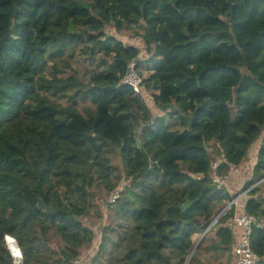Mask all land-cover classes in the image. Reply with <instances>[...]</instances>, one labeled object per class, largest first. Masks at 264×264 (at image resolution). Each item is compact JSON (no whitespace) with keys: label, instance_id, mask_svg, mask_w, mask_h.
<instances>
[{"label":"trees","instance_id":"1","mask_svg":"<svg viewBox=\"0 0 264 264\" xmlns=\"http://www.w3.org/2000/svg\"><path fill=\"white\" fill-rule=\"evenodd\" d=\"M131 62L142 93L123 83ZM253 154L244 212L264 215V0H0V264H15L6 235L23 264L78 258L95 239L83 218L123 178L87 264H227L234 205L189 261L193 237L233 199L214 175ZM250 238L264 264V230Z\"/></svg>","mask_w":264,"mask_h":264},{"label":"rangeland","instance_id":"2","mask_svg":"<svg viewBox=\"0 0 264 264\" xmlns=\"http://www.w3.org/2000/svg\"><path fill=\"white\" fill-rule=\"evenodd\" d=\"M106 31L111 33V34H113V35H115V36H117L119 39H121L126 44H132V45L139 46L141 48V50H142L141 51V56L143 58L147 56V53L145 51L144 46L142 45V41H141L140 37L135 35L134 31H132V30H122L120 32H116L112 27H108L106 29ZM71 64H72L73 71L77 72L78 76L82 80L87 81L88 78L85 76V73H86V70L88 68H91V66L89 65V62L84 59V56L82 55V53H77L76 58L71 60ZM71 73H72V70H69L68 74L70 75ZM143 95H144V98H145L146 103L148 104V106L150 108H152L156 113H158L156 111L157 109H156V106L154 105V101L152 99L151 94L148 91L144 90L143 91ZM89 106H91L89 103H84V104L80 105L79 108L82 109L83 107H89ZM116 163H120V162L117 160ZM245 183H246L245 179L243 178L242 181H241V184H242V186L244 184V186H243L244 190H245V188H244L245 187ZM125 184H126V181L123 178L120 181L118 189L115 190L114 192L110 193V192L107 191V189H103L102 192H99L98 195L96 196L95 204L98 205L100 213H96V210L94 209V210H91V212H90V214L88 216L83 218L84 224L87 225L88 227H90L93 230V232L95 233L94 242L91 243V244L85 245L83 250H82V254L80 255V257L83 258V263L84 264H87V262L89 263V260L92 259L95 256V254L97 253V251L99 249V246H100L103 230L107 226H110L111 224H113V219H112L113 213H112V211L110 209L106 208V202L111 199V197L113 196V194L115 192H119V190H121V187L125 186ZM263 193H264V189L261 190L260 194H263ZM229 203H230V201H227L226 205L219 210L218 214L223 209L228 208L227 206H228ZM202 239L203 238L201 237L200 241H202ZM197 240L198 239H196L194 241L196 246L198 245L197 244L198 243ZM53 241H54L53 245L56 246L57 243L60 242L59 237L58 236H54ZM189 258H191V257H189ZM114 264H117L116 260H115Z\"/></svg>","mask_w":264,"mask_h":264},{"label":"built area","instance_id":"3","mask_svg":"<svg viewBox=\"0 0 264 264\" xmlns=\"http://www.w3.org/2000/svg\"><path fill=\"white\" fill-rule=\"evenodd\" d=\"M123 83L132 86V88L135 90L137 93H142L143 90V79L139 75L136 63L131 62L128 65V70L123 78ZM216 167V165H214ZM228 176L224 179L216 177L214 175V181L217 182L220 186L225 185L226 180ZM260 182L256 183L255 185L251 186L249 189H247V192L254 188L257 184ZM120 196L119 192H115L111 199L107 202H114L116 199H118ZM237 204V198H233V200L228 204V208L223 209L218 215L215 216V218L211 221V223L208 225L206 228V233L211 232L212 230L215 229L216 225L218 224V220L220 217H223L224 214L231 209L232 205ZM232 222L235 223L236 225L240 226L243 228V233L240 236L239 242L237 245L234 246L233 252H232V259L229 264H258L260 261V256L252 249L251 246V232L253 229H260L264 230V215L259 214V215H254V214H247L244 211H241L239 214H235L232 218ZM204 231V232H205ZM203 232V233H204ZM5 242L8 247H11V243L15 244L19 250L20 257H16L15 253L13 254L14 250H11V253L14 257V263L15 264H23V254L22 250L18 246V243L16 239L11 236V235H6L5 236ZM68 264H84L83 263V258L80 256L78 258H75Z\"/></svg>","mask_w":264,"mask_h":264},{"label":"crops","instance_id":"4","mask_svg":"<svg viewBox=\"0 0 264 264\" xmlns=\"http://www.w3.org/2000/svg\"><path fill=\"white\" fill-rule=\"evenodd\" d=\"M255 159H256V155L253 154V157H251V159H249V162H245L243 165L238 166L236 170L232 171L229 174V176L226 180V184H225L226 187L229 189V191L233 195V198H237V204L235 205L234 215L239 214V213H241V211L245 210V202L250 197L249 191L247 192V189H245V190L243 189L244 184L242 186L241 181L243 178L245 179V182H247L249 180V178H250L249 175L251 173L252 166L255 163ZM250 160H251V163H250ZM230 222L232 224L234 233L237 237L236 240L239 241V238L243 233V228L236 225L231 220H230ZM201 237H202V234H195L193 237V240L195 241L196 239H198L197 244L199 245L201 243V241H200ZM230 258L232 259V257H229V261L231 262ZM225 259H226V257H225ZM229 261L227 262V264L229 263Z\"/></svg>","mask_w":264,"mask_h":264},{"label":"water","instance_id":"5","mask_svg":"<svg viewBox=\"0 0 264 264\" xmlns=\"http://www.w3.org/2000/svg\"><path fill=\"white\" fill-rule=\"evenodd\" d=\"M202 35H204V33H201L199 36H202ZM135 136H136V139H137V142H138L139 146H141V142H140V140H139V133L136 132ZM195 201H196V200L192 201L191 203H186V204H184V205L182 206L183 210L188 209V207H189L191 204L195 203ZM39 206H40L41 208H44V207H45V204L43 203L42 200L39 201ZM205 233H206V231L202 234V238L205 236ZM197 246H198V245H197ZM197 246L194 247L193 252H192V254H191L190 257H192V255L194 254V252H195ZM9 249H10V250H13L12 247H10ZM12 253L14 254V252H12ZM190 260H191V258L189 259V261H190ZM189 261H188V262H189Z\"/></svg>","mask_w":264,"mask_h":264},{"label":"bare ground","instance_id":"6","mask_svg":"<svg viewBox=\"0 0 264 264\" xmlns=\"http://www.w3.org/2000/svg\"><path fill=\"white\" fill-rule=\"evenodd\" d=\"M10 245L13 248L16 257H20L18 248L17 247H13V245H15V244L11 243Z\"/></svg>","mask_w":264,"mask_h":264},{"label":"clouds","instance_id":"7","mask_svg":"<svg viewBox=\"0 0 264 264\" xmlns=\"http://www.w3.org/2000/svg\"><path fill=\"white\" fill-rule=\"evenodd\" d=\"M7 245V244H6ZM8 247V246H7ZM10 247H8V249H9ZM10 250V249H9ZM10 252H11V250H10ZM12 254V253H11ZM13 256V255H12ZM14 258V257H13Z\"/></svg>","mask_w":264,"mask_h":264}]
</instances>
